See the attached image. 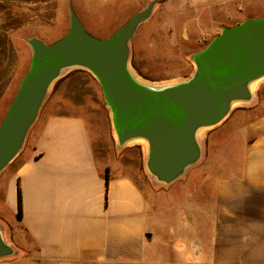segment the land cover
Wrapping results in <instances>:
<instances>
[{
    "label": "crops",
    "instance_id": "crops-1",
    "mask_svg": "<svg viewBox=\"0 0 264 264\" xmlns=\"http://www.w3.org/2000/svg\"><path fill=\"white\" fill-rule=\"evenodd\" d=\"M57 9V0H0V125L28 71L29 41L47 44L41 32L58 24ZM75 77L61 82L68 111L46 115L29 131L31 148L0 180V229L5 234L7 221H16L35 250L33 259L18 261L264 264V109L237 111L214 130L201 129L203 161L183 174L197 170V179L162 184L142 148L145 193L124 165L96 157L88 101L72 89Z\"/></svg>",
    "mask_w": 264,
    "mask_h": 264
},
{
    "label": "water",
    "instance_id": "water-1",
    "mask_svg": "<svg viewBox=\"0 0 264 264\" xmlns=\"http://www.w3.org/2000/svg\"><path fill=\"white\" fill-rule=\"evenodd\" d=\"M154 5L105 39L88 33L70 8V28L61 39L50 45L29 41L28 71L0 125V173L21 150L52 82L72 66L87 69L99 81L121 145L136 138L149 141L148 168L158 181L171 184L197 163V130L221 123L235 102L253 100L248 83L264 76V18L223 29L195 57L192 81L168 94L151 95L130 79L127 63L129 43ZM13 254L0 229V259Z\"/></svg>",
    "mask_w": 264,
    "mask_h": 264
},
{
    "label": "rangeland",
    "instance_id": "rangeland-1",
    "mask_svg": "<svg viewBox=\"0 0 264 264\" xmlns=\"http://www.w3.org/2000/svg\"><path fill=\"white\" fill-rule=\"evenodd\" d=\"M151 4H155L151 16L138 26L129 43L127 67L141 81L153 84L189 83L197 72L195 57L223 29L233 28L250 19L264 18V0H57L58 24L43 27L41 36L48 45L61 39L70 28L72 8L88 33L105 39ZM67 76H77L72 89L84 92L82 95L87 98L89 109L85 116L96 157L124 165V173L131 175L146 193L149 181L141 165V150L145 147L141 143H119L113 114L105 102L99 81L87 69L72 66L61 71L60 77L50 85L30 130H36L46 115L68 111V97L63 98L60 91L61 82ZM17 91L12 93V101ZM250 109L257 112L264 109V79L251 102L233 104L221 123L205 130H214L234 112ZM27 140L26 137L18 155L0 173V180L23 161L24 151L32 146L31 139ZM200 161H203L202 157L197 162ZM196 173L198 171L192 169L180 178L197 179ZM0 219L4 220L1 212ZM7 224L8 232H2V237L14 254L1 258L0 263L33 264L24 259L18 261L22 257L33 259L35 250L16 221H7Z\"/></svg>",
    "mask_w": 264,
    "mask_h": 264
},
{
    "label": "bare ground",
    "instance_id": "bare-ground-1",
    "mask_svg": "<svg viewBox=\"0 0 264 264\" xmlns=\"http://www.w3.org/2000/svg\"><path fill=\"white\" fill-rule=\"evenodd\" d=\"M128 76L130 79L135 83V85L144 91L145 93L151 94V95H164L170 93L175 87L181 84H153V83H147L141 81L139 78H137L131 71H128ZM264 79V76H260L258 78L253 79L252 81H249L248 83V90L250 93V96L254 98V94L257 90V87L259 83ZM234 103V102H233ZM232 103V104H233ZM237 103V102H235ZM234 103V104H235ZM201 131V130H200ZM200 131L196 133V137L198 139V134H200ZM202 133V132H201ZM129 142L134 143H141L144 145L147 156L150 154V143L148 140L142 139V138H136L132 139Z\"/></svg>",
    "mask_w": 264,
    "mask_h": 264
},
{
    "label": "trees",
    "instance_id": "trees-1",
    "mask_svg": "<svg viewBox=\"0 0 264 264\" xmlns=\"http://www.w3.org/2000/svg\"><path fill=\"white\" fill-rule=\"evenodd\" d=\"M21 203H22V197H21V191H20V188H19L18 189V214H17L18 221H21V219H22V207H21Z\"/></svg>",
    "mask_w": 264,
    "mask_h": 264
}]
</instances>
